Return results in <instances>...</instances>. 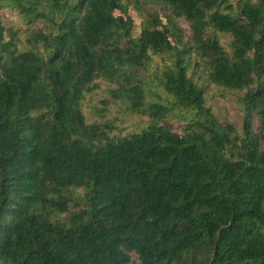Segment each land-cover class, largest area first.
Here are the masks:
<instances>
[{
    "label": "trees",
    "instance_id": "obj_1",
    "mask_svg": "<svg viewBox=\"0 0 264 264\" xmlns=\"http://www.w3.org/2000/svg\"><path fill=\"white\" fill-rule=\"evenodd\" d=\"M153 2L133 36L121 0H0V264H264V0ZM101 81L135 130L86 121Z\"/></svg>",
    "mask_w": 264,
    "mask_h": 264
},
{
    "label": "rangeland",
    "instance_id": "obj_2",
    "mask_svg": "<svg viewBox=\"0 0 264 264\" xmlns=\"http://www.w3.org/2000/svg\"><path fill=\"white\" fill-rule=\"evenodd\" d=\"M233 4L234 0H230ZM121 3L126 4V13L132 20L133 25V36H137L140 31L141 23V13L147 11L148 9L155 10L156 5L153 0H121ZM117 14V12H115ZM0 19L2 26L6 28H16L20 29V20L17 15L12 11H7L6 9L0 10ZM180 26L185 28L184 22H180ZM162 59L153 57V61L150 64L149 72L138 71L136 77L142 80L146 86V98L147 103L154 102L159 98L163 103L167 102L166 96L161 94L151 81V73L155 69L162 67ZM113 83L107 81H101L98 83L97 88L89 96L86 97L83 113L85 119L89 123H97L101 125H109L114 127L115 130H122L123 133L129 130H135L139 121L145 119L144 116H132L130 115L121 104L119 100H114L110 92L115 89ZM218 89L212 88L210 90V96H207L208 103L216 104L219 107L217 111L218 119L234 123L238 125L239 123V109L236 104L231 103V98L225 95H221ZM226 96V97H225ZM159 97V98H158ZM212 98V103L211 99ZM176 111L168 113L165 122L172 126L176 131L181 126V123L174 116ZM216 114V116H217Z\"/></svg>",
    "mask_w": 264,
    "mask_h": 264
}]
</instances>
